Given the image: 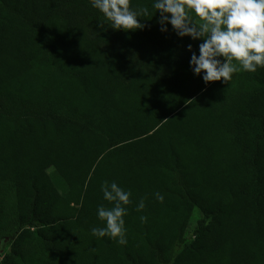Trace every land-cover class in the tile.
<instances>
[{"label": "trees", "instance_id": "trees-1", "mask_svg": "<svg viewBox=\"0 0 264 264\" xmlns=\"http://www.w3.org/2000/svg\"><path fill=\"white\" fill-rule=\"evenodd\" d=\"M132 4L125 33L87 0H0V264H264V69L205 88L199 41ZM105 181L132 192L126 245L91 234Z\"/></svg>", "mask_w": 264, "mask_h": 264}, {"label": "clouds", "instance_id": "clouds-1", "mask_svg": "<svg viewBox=\"0 0 264 264\" xmlns=\"http://www.w3.org/2000/svg\"><path fill=\"white\" fill-rule=\"evenodd\" d=\"M88 5L103 18L98 27L125 33L145 27L141 17L152 13L147 5L133 6L132 0H87ZM151 9L158 14L161 33L171 31L180 39L199 41L198 51L187 45L191 53L189 69L202 80L205 88L213 82L228 84L237 73H257L264 69V0H151ZM103 200L112 205L97 207V218L103 227H94L91 234L107 237L118 245H126L124 217L132 203L131 190H125L115 181L101 185ZM159 203L164 195L154 193ZM143 199L136 206L143 212ZM142 224L148 217H139Z\"/></svg>", "mask_w": 264, "mask_h": 264}, {"label": "rangeland", "instance_id": "rangeland-1", "mask_svg": "<svg viewBox=\"0 0 264 264\" xmlns=\"http://www.w3.org/2000/svg\"><path fill=\"white\" fill-rule=\"evenodd\" d=\"M160 42H161L162 48L167 46V43L164 42V46H163V41H159V43ZM197 212L198 211H196V213ZM7 250H8V240L0 241V258L3 257V255L6 253Z\"/></svg>", "mask_w": 264, "mask_h": 264}]
</instances>
